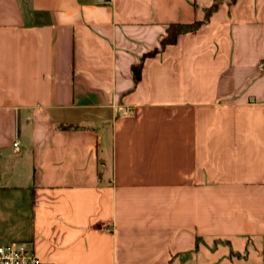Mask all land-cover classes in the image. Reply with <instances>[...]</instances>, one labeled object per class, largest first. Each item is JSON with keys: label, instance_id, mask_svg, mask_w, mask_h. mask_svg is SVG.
Listing matches in <instances>:
<instances>
[{"label": "crops", "instance_id": "crops-1", "mask_svg": "<svg viewBox=\"0 0 264 264\" xmlns=\"http://www.w3.org/2000/svg\"><path fill=\"white\" fill-rule=\"evenodd\" d=\"M215 1L0 0V246L264 264V0L143 58Z\"/></svg>", "mask_w": 264, "mask_h": 264}, {"label": "trees", "instance_id": "trees-1", "mask_svg": "<svg viewBox=\"0 0 264 264\" xmlns=\"http://www.w3.org/2000/svg\"><path fill=\"white\" fill-rule=\"evenodd\" d=\"M234 1L235 0H230V2H234ZM216 5H217V0L214 2L211 9L206 11V17H205L204 21H202V22L193 23L190 25L172 24V25L168 26V28L166 29L165 36H163L159 41V48L150 52V53H147L146 55L143 56V58L154 56L157 53H160L166 46L174 44L176 42L177 36H179L181 34H186V33L198 31L202 26H204L206 24L209 15L216 8ZM143 58H142V60H143ZM140 68H141V63L132 69L134 80L136 82L139 79Z\"/></svg>", "mask_w": 264, "mask_h": 264}, {"label": "built area", "instance_id": "built-area-1", "mask_svg": "<svg viewBox=\"0 0 264 264\" xmlns=\"http://www.w3.org/2000/svg\"><path fill=\"white\" fill-rule=\"evenodd\" d=\"M258 69L264 70V61L258 64ZM14 148L17 147L15 143ZM0 264H40L33 249L24 244L8 243L0 246Z\"/></svg>", "mask_w": 264, "mask_h": 264}]
</instances>
